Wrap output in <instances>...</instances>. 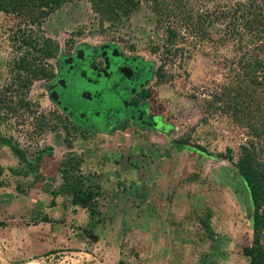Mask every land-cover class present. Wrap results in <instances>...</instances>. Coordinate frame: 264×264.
I'll return each mask as SVG.
<instances>
[{
  "label": "rangeland",
  "instance_id": "rangeland-1",
  "mask_svg": "<svg viewBox=\"0 0 264 264\" xmlns=\"http://www.w3.org/2000/svg\"><path fill=\"white\" fill-rule=\"evenodd\" d=\"M123 1L63 0L41 9L31 2L20 10L16 0H3L0 100L15 107L0 114V264H249L244 247L256 236L254 211L235 164L246 145L264 169V87L247 94L238 73L246 53L255 49L264 59V32L230 36L235 20L242 29L231 8L248 0L110 8ZM215 12L228 13L197 23ZM25 37L39 47L57 42L59 53L48 57ZM110 42L156 64L149 107L159 127L91 128L99 116L70 120L50 99L49 78L32 76L29 89L19 82L18 75L31 76L19 63L28 49L39 64L56 67L78 44ZM238 92L249 106L226 109L221 97ZM23 96L30 109L19 103ZM110 98L100 109L105 123ZM75 99L84 111L87 100ZM42 115L51 127L41 132ZM78 178L100 186L95 200L75 203L70 182Z\"/></svg>",
  "mask_w": 264,
  "mask_h": 264
},
{
  "label": "flooded vegetation",
  "instance_id": "flooded-vegetation-1",
  "mask_svg": "<svg viewBox=\"0 0 264 264\" xmlns=\"http://www.w3.org/2000/svg\"><path fill=\"white\" fill-rule=\"evenodd\" d=\"M69 58H73V61L66 63ZM118 66L123 68V74L117 73ZM155 66L154 62L144 60L140 55L130 54L112 42L100 45L82 43L76 45L69 53L61 54L55 67L56 78L46 79L48 82L44 87L50 99L62 108L70 120L83 123L80 117L90 119L87 113L93 111L99 119H90L94 126L91 128L109 129L106 128L107 125H115L121 126L122 131L133 132L136 130L135 126H139L138 129L142 126L159 127V116L149 107L154 94L151 82L157 69ZM63 78L64 86L56 85L59 79ZM75 83L82 88L81 91H76V94ZM54 91L59 96L57 100L54 99ZM109 94L112 97V101L111 98L109 100L112 106L105 109L108 114L104 116L110 119L105 123L101 110ZM76 97H84L87 100L84 111L78 110ZM115 113L117 117H113ZM123 113L127 114L123 117ZM109 114L112 115L111 118ZM101 122L102 126L99 125Z\"/></svg>",
  "mask_w": 264,
  "mask_h": 264
},
{
  "label": "trees",
  "instance_id": "trees-1",
  "mask_svg": "<svg viewBox=\"0 0 264 264\" xmlns=\"http://www.w3.org/2000/svg\"><path fill=\"white\" fill-rule=\"evenodd\" d=\"M112 2V0H110ZM31 2L34 4V7L37 9H41L43 7H49V8H56L60 5H62L63 0H16V4L20 10L26 9L29 5H31ZM110 2V3H111ZM124 6H110V8H116V9H122L124 13H128V9L126 7H136L138 5V1L136 0H124L123 1ZM247 5V6H246ZM244 5L242 3H239L236 5V7L231 8V11L233 12L234 18L240 12L242 23L240 27L237 24V20H235V25H233L231 30V37H238L242 38L246 33L252 32L254 33L255 37H262L264 32V0H248V3ZM4 6L3 0H0V8ZM246 7V8H245ZM229 12V11H228ZM228 12H223L221 14L216 13L210 14L209 18L202 19L200 22H197L199 25L202 23H206V20H210V22H213L216 18L220 19L219 17L225 15ZM238 17V16H237ZM236 19V18H235ZM203 20V21H202ZM190 21H192L190 19ZM198 25V29H200ZM244 29V30H243ZM203 28H201V33ZM171 39H174L176 37V33L174 31H171ZM245 33V34H244ZM202 37V36H201ZM204 37V35H203ZM32 38V37H31ZM24 44L26 43V46L31 47L32 49L36 51H43L45 52L46 56H56L59 53L58 50V43L52 42L49 40V42L46 45H43V47H39L38 40L36 39H30V37L24 38ZM219 41H222L220 39ZM23 45H20L19 49H22ZM259 49V47H258ZM257 50H253V53H246L247 56L243 57V60H241L242 67V73H238L239 81L238 84L242 85L241 87L246 90L247 94L250 93V91L257 92L256 86L263 85L264 87V59H260L259 54L257 57ZM31 51L28 49L26 50L25 54L20 58L19 63L22 65H19L20 68H23L27 70L28 72H31L30 74L23 79L20 75H18L20 79V84L23 88L29 89L31 85L33 84L32 76L36 77H45V78H56L57 74L55 71V66H50L47 64H39L35 56H32ZM159 70V69H158ZM161 71V70H160ZM261 74V76H259ZM161 78H163L165 75L161 74ZM240 91V90H238ZM26 96V92H22ZM24 96L21 99L20 98V104L23 107H26L30 109L31 103L29 101L24 100ZM221 97V100L226 102L225 108L230 109L232 108L235 110H240L246 108L248 102L247 99L243 98L241 94L238 92L237 96L226 95ZM261 101V99H258ZM264 100V96H262V101ZM3 99L0 100V114L4 109L10 111L14 110V107L10 104L3 103ZM257 101V102H259ZM261 103V102H259ZM258 106V103L256 104ZM249 106V105H248ZM247 106V107H248ZM256 106V107H257ZM251 107V106H250ZM19 107H16V109ZM258 109L261 108L258 106ZM264 110V109H262ZM1 117V116H0ZM4 118V117H2ZM38 129L45 130L48 127H51L49 124L50 122L47 121L44 115H42L41 119L38 120ZM262 129L264 127L262 126ZM42 132V131H41ZM4 139H6L4 137ZM7 142H10V139H6ZM253 146V144H251ZM242 154L239 158V160L236 162L235 166L242 176L244 183L247 187V190L249 192V197L253 205V211L254 215L251 219V225L256 231V236L254 241L252 242V245H248L244 247V255L249 259V264H264V242H262L263 232H264V169L263 167H260L256 162L257 154L256 150L253 147H249L246 145L242 146ZM0 177H1V169H0ZM70 185L72 186L73 195H74V201L75 203L82 204L87 203L91 201L92 199L95 200L96 195H99L100 193V186L94 185V186H85L84 181L82 179H74L70 182ZM93 188V190L91 189ZM91 189V190H90ZM205 226L209 229L210 223L206 222ZM211 235H214V232L211 231Z\"/></svg>",
  "mask_w": 264,
  "mask_h": 264
},
{
  "label": "water",
  "instance_id": "water-1",
  "mask_svg": "<svg viewBox=\"0 0 264 264\" xmlns=\"http://www.w3.org/2000/svg\"><path fill=\"white\" fill-rule=\"evenodd\" d=\"M73 61V58H69V59H67L66 60V63H70V62H72ZM72 64V63H71ZM116 71H117V73H122L123 74V72H124V70H123V68H121L120 66H118L117 68H116ZM57 84H59V85H62V86H64V84H65V78H63V79H59V81L56 83V85ZM75 90H74V93L76 94V91H81V87H80V85H78V83H75ZM73 88V87H72ZM53 95H54V99H58V94L57 93H55V91L53 92Z\"/></svg>",
  "mask_w": 264,
  "mask_h": 264
}]
</instances>
